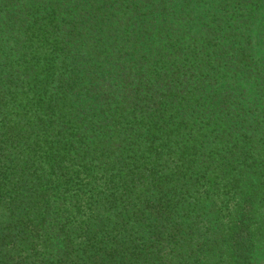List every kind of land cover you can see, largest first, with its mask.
Returning <instances> with one entry per match:
<instances>
[{
  "label": "trees",
  "instance_id": "trees-1",
  "mask_svg": "<svg viewBox=\"0 0 264 264\" xmlns=\"http://www.w3.org/2000/svg\"><path fill=\"white\" fill-rule=\"evenodd\" d=\"M264 0H0V264H257Z\"/></svg>",
  "mask_w": 264,
  "mask_h": 264
},
{
  "label": "rangeland",
  "instance_id": "rangeland-1",
  "mask_svg": "<svg viewBox=\"0 0 264 264\" xmlns=\"http://www.w3.org/2000/svg\"><path fill=\"white\" fill-rule=\"evenodd\" d=\"M257 264H264V249L260 252L258 263Z\"/></svg>",
  "mask_w": 264,
  "mask_h": 264
}]
</instances>
